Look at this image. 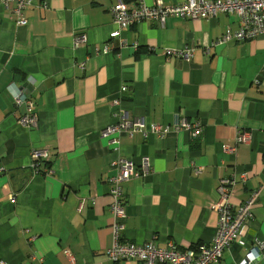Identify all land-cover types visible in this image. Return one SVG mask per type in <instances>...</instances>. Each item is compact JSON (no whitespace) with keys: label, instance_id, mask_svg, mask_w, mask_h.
<instances>
[{"label":"crops","instance_id":"obj_1","mask_svg":"<svg viewBox=\"0 0 264 264\" xmlns=\"http://www.w3.org/2000/svg\"><path fill=\"white\" fill-rule=\"evenodd\" d=\"M31 1L23 26L13 4L0 3V263L70 264L69 253L76 264H142L110 260L106 251L111 165L121 158L139 167L147 158L150 170L122 183V243L210 247L218 222L212 205L222 181L233 180L234 209L258 196L245 234L216 264H238L251 251L260 253L254 264H264V35L213 44L238 28L235 15L221 13L144 21L110 39L116 0ZM138 2L125 1L127 9ZM185 48L190 61L166 54ZM12 85L32 101L34 128L19 124L25 107L13 103ZM124 116L169 131L161 139L122 133L115 151L101 132ZM181 121H200L199 137L175 130ZM239 133L247 142H236ZM33 150L48 154L38 168Z\"/></svg>","mask_w":264,"mask_h":264},{"label":"built area","instance_id":"obj_2","mask_svg":"<svg viewBox=\"0 0 264 264\" xmlns=\"http://www.w3.org/2000/svg\"><path fill=\"white\" fill-rule=\"evenodd\" d=\"M126 0H116L111 9L115 29L110 33V39L120 37L123 29L144 21H154L161 23L168 17H181L186 19L207 20L217 17L218 14L235 15L238 19V28L234 32H226L217 38L213 44H227L230 42L245 43L252 41L257 37L264 35V0H185L181 3L163 6H148L139 0V4L133 9H127ZM4 9L13 4L12 12L15 15L17 25H25L27 20L22 12L28 7L31 0H0ZM79 42H85L84 36H80ZM102 51L107 52L104 48ZM167 55L186 59L190 61L193 58L192 49H183L180 51H167ZM13 103L16 106L24 105L25 114L18 118L20 125L34 128L37 125V117L33 112L34 105L30 99H26L16 88L11 86ZM114 103H117L115 101ZM185 129L190 139H197L202 132L200 121L188 123L185 121L175 125V130ZM153 133L161 139L168 131V127L155 125H146L142 118H128L127 116L119 118L114 125L102 130L101 138L106 141L113 150L119 149V135L126 133L132 137L135 133L146 135L147 132ZM245 134H238L236 142H247ZM229 152H234V148L227 147ZM33 165L35 162H41L48 158L45 150H33L31 152ZM111 169H116L117 173L110 179L113 184L110 190L111 202L109 211L112 216L111 231L113 234V243L111 249L106 251V256L110 260H135L142 264H216L222 258L224 251L235 242L238 237L245 234L246 224L252 217V208L258 196L257 192L242 201L236 209L229 203L228 198L233 192L234 181L224 180L219 187L220 200L213 204L217 213V233L212 241V245H196L184 252L174 250H163L155 247L151 243L133 244L122 243L120 241V232L123 229L120 220L125 217L124 195L122 183L126 180L145 175L150 170V163L147 158L141 160L139 167H136L128 159H118L113 162ZM201 169V168H200ZM197 169V170H200ZM2 169H0L1 171ZM51 169L48 167L43 170V174L50 175ZM244 178V176H241ZM70 264H76L73 257L66 253ZM260 253L251 251L247 253L238 264L256 263ZM3 264V263H0Z\"/></svg>","mask_w":264,"mask_h":264},{"label":"trees","instance_id":"obj_3","mask_svg":"<svg viewBox=\"0 0 264 264\" xmlns=\"http://www.w3.org/2000/svg\"><path fill=\"white\" fill-rule=\"evenodd\" d=\"M43 161H45V160H43ZM41 162H42V161H41ZM45 162H46V161H45ZM38 164L40 165V162H35L34 167H35V168H38V167H37ZM44 164H45V163H44Z\"/></svg>","mask_w":264,"mask_h":264}]
</instances>
